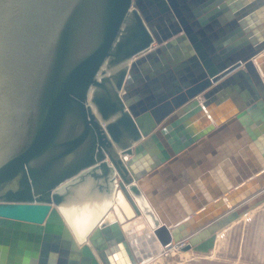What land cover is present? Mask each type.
Wrapping results in <instances>:
<instances>
[{
	"label": "water",
	"instance_id": "1",
	"mask_svg": "<svg viewBox=\"0 0 264 264\" xmlns=\"http://www.w3.org/2000/svg\"><path fill=\"white\" fill-rule=\"evenodd\" d=\"M263 50L264 0H0V264H142L176 246L212 250L220 229L264 202V162L203 210H160L149 180L234 115L259 117ZM233 83L240 102L217 115L213 102ZM195 114L202 128L179 137ZM94 166L133 185L156 224L126 190L134 216L106 213L78 245L56 188Z\"/></svg>",
	"mask_w": 264,
	"mask_h": 264
},
{
	"label": "crops",
	"instance_id": "2",
	"mask_svg": "<svg viewBox=\"0 0 264 264\" xmlns=\"http://www.w3.org/2000/svg\"><path fill=\"white\" fill-rule=\"evenodd\" d=\"M156 45L154 42L151 48ZM262 54L264 50L259 55ZM262 63L264 65V61ZM168 66L172 68L170 63ZM256 68L264 81V74L257 64ZM239 88L238 83H233L222 90L218 101L213 102V109L217 115L225 114L236 107L237 102H240ZM197 98L202 97L198 95ZM205 117V114L193 115L179 129L178 136H186L191 130L195 132L200 130ZM235 117L236 115L228 119L220 131L197 141L193 149L180 156L174 164L169 165L165 172H159L149 180L150 188L155 190L153 196L156 197V204L160 210L177 212L188 209L203 210L205 197L215 195L223 188L231 186L235 180L249 176L253 168L264 162V108L260 109L256 120L252 116ZM217 126L213 124L214 129ZM166 143L170 146L168 142ZM251 178L254 177L249 176L246 180H251ZM234 191L235 187L232 186L227 194ZM225 194L223 193L219 198L222 199ZM209 204L208 207L212 208L217 201H211ZM263 204L264 202L220 229L216 234L214 248L226 227L260 209ZM225 235L226 233L221 236V241ZM214 248L207 253H211Z\"/></svg>",
	"mask_w": 264,
	"mask_h": 264
},
{
	"label": "bare ground",
	"instance_id": "3",
	"mask_svg": "<svg viewBox=\"0 0 264 264\" xmlns=\"http://www.w3.org/2000/svg\"><path fill=\"white\" fill-rule=\"evenodd\" d=\"M126 190L134 194L138 208L154 226L156 221L142 195L136 193L133 185L117 186V178L111 166L107 175L97 166L89 167L56 188V192L62 195V201L56 208L78 245L88 242V235L106 213L114 214L119 222L134 216L135 210L124 194Z\"/></svg>",
	"mask_w": 264,
	"mask_h": 264
},
{
	"label": "rangeland",
	"instance_id": "4",
	"mask_svg": "<svg viewBox=\"0 0 264 264\" xmlns=\"http://www.w3.org/2000/svg\"><path fill=\"white\" fill-rule=\"evenodd\" d=\"M243 218L224 229L211 253L181 251L176 246L144 264H264V204Z\"/></svg>",
	"mask_w": 264,
	"mask_h": 264
},
{
	"label": "flooded vegetation",
	"instance_id": "5",
	"mask_svg": "<svg viewBox=\"0 0 264 264\" xmlns=\"http://www.w3.org/2000/svg\"><path fill=\"white\" fill-rule=\"evenodd\" d=\"M15 182H16V179H14L13 181H11V183L5 185L4 188H3V191H5L8 188L15 189L16 188V183Z\"/></svg>",
	"mask_w": 264,
	"mask_h": 264
}]
</instances>
